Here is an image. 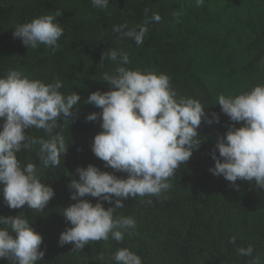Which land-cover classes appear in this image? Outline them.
I'll return each instance as SVG.
<instances>
[{"label": "trees", "instance_id": "obj_1", "mask_svg": "<svg viewBox=\"0 0 264 264\" xmlns=\"http://www.w3.org/2000/svg\"><path fill=\"white\" fill-rule=\"evenodd\" d=\"M56 10L62 13L57 20L63 35L54 52L44 45L27 48L13 37L16 25ZM146 10L149 17L158 13L161 20L149 24L142 45L112 32L113 26L125 22L129 27L142 24ZM110 49L128 53L130 63L120 66L168 75L178 98L199 100L208 118L216 113L219 123L202 121L197 129L200 147L169 178L167 191L122 201L124 207L114 216L136 221L122 241L109 235L108 240L90 241L81 251H72L71 243L60 246L58 239L71 227L63 209L76 203L68 188L72 179H79L76 169L93 165L118 178L127 176L106 168L92 153L101 120H86L101 109L85 101L92 92L109 90L102 74L118 66L106 57L101 62L102 53ZM9 69L45 84L58 80L64 95L76 92L81 97L69 124L63 117L57 120L55 131L68 145L59 166H43L38 143L17 154L23 164H36L41 182L53 189L46 208L10 209L0 194V216L22 215L43 237L40 250L45 254L37 264H116L110 258L121 248L139 255L142 264H251L257 256L264 264V190L254 181L239 179L234 188L209 172L217 138L232 124H243L221 112L217 97L237 96L264 84V0H204L199 7L195 0H109L106 9L94 7L91 0H0V77ZM25 132L31 138H48L42 129ZM83 199L97 202L90 196ZM101 203L105 210L114 207ZM233 236L235 243H229ZM248 245L254 248L252 256H241L237 249ZM0 264L11 262L0 259Z\"/></svg>", "mask_w": 264, "mask_h": 264}, {"label": "clouds", "instance_id": "obj_2", "mask_svg": "<svg viewBox=\"0 0 264 264\" xmlns=\"http://www.w3.org/2000/svg\"><path fill=\"white\" fill-rule=\"evenodd\" d=\"M94 7L106 9L109 0H91ZM199 7L204 0H195ZM61 11L33 18L18 24L12 33L27 48L44 45L54 52L59 46L63 28L57 18ZM161 16L145 13L140 25L113 26L112 32L132 39L137 46L144 42L148 26L160 22ZM116 63L114 72L102 74L109 90L92 92L85 103L101 109L86 116L87 121L101 120V132L93 138L91 151L114 172L126 173L118 178L114 173L101 171L93 165L77 168L79 179L68 185L70 199L76 201L63 209V217L70 223L59 235L60 246L71 243L72 251H81L90 241L108 240L109 235L120 242L124 232L134 229L132 217H115L116 209L123 208V200L137 196H160L171 184L169 178L187 162L194 150L200 147L198 127L202 123H219L216 113L211 119L203 104L193 98L177 97L166 74L132 70L127 52L110 49L102 53L104 58ZM62 83L45 84L38 79H29L19 70L9 69L0 77V194L10 209L29 208L42 211L53 198V189L42 183L34 163L23 164L17 154L39 144V160L44 167L60 165L66 153L65 137L56 132L57 120L70 123L75 117L73 109L81 97L72 92L64 95ZM220 110L230 121L243 122L241 127L229 126L222 137L217 138L211 158L213 176H222L238 188L236 181L253 182L264 190V84L237 96L220 94L217 97ZM42 129L44 138H31L25 130ZM216 152L219 156L217 157ZM97 199L93 204L87 199ZM101 201L113 204L107 210ZM151 200L147 203L151 204ZM0 259L11 264H37L43 260L40 250L43 237L35 232L22 215L0 216ZM10 229V230H9ZM236 237L229 243H235ZM241 256L251 257L252 245L240 247ZM103 259V257H101ZM116 264H142L141 257L128 248L118 249L110 258ZM251 264H260L254 257Z\"/></svg>", "mask_w": 264, "mask_h": 264}]
</instances>
